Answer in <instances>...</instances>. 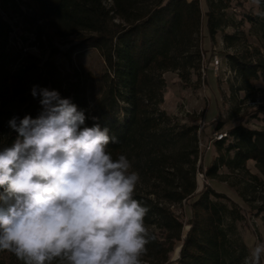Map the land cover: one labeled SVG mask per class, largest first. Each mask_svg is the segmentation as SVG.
Segmentation results:
<instances>
[{"label": "trees", "instance_id": "16d2710c", "mask_svg": "<svg viewBox=\"0 0 264 264\" xmlns=\"http://www.w3.org/2000/svg\"><path fill=\"white\" fill-rule=\"evenodd\" d=\"M3 1L8 0H0V148L17 137L8 126L10 119L36 118L42 111L32 88L57 91L84 111V126L109 128L119 139L109 145L113 157L126 155L140 175L134 198L149 209L145 223L154 237L143 264H245L249 249L236 233L235 224L242 221L238 207L209 186L197 192L196 174L223 179L221 170L247 172L252 162L264 178V129L231 127L226 138H212L216 155L209 166L197 167L199 127L193 116L180 122L161 109V75L176 72L186 83L191 73L198 74L205 24L212 44L222 36L237 90L246 98L264 97V87L254 86H264V2L255 16L245 13L236 22L230 9H243L252 0H9L33 37L35 52H23L12 41L14 27L4 17ZM244 23L250 25L248 34ZM248 36L255 46L248 44ZM89 51L102 60L97 77L84 71L81 59ZM254 113L264 115V103ZM222 128L218 121L214 133ZM250 178L255 183L248 182L247 189L264 185L256 176ZM177 244V259L170 262ZM0 264L22 262L0 252Z\"/></svg>", "mask_w": 264, "mask_h": 264}, {"label": "clouds", "instance_id": "9594fccd", "mask_svg": "<svg viewBox=\"0 0 264 264\" xmlns=\"http://www.w3.org/2000/svg\"><path fill=\"white\" fill-rule=\"evenodd\" d=\"M31 95L42 111L10 119L17 137L0 148V252L22 264H143L149 209L134 198L132 162L109 149L119 139L84 126V111L57 91L34 86ZM245 264H264V242Z\"/></svg>", "mask_w": 264, "mask_h": 264}, {"label": "rangeland", "instance_id": "374dc122", "mask_svg": "<svg viewBox=\"0 0 264 264\" xmlns=\"http://www.w3.org/2000/svg\"><path fill=\"white\" fill-rule=\"evenodd\" d=\"M18 2L19 4L22 2ZM202 8L206 9L205 3ZM4 17L9 21L14 31L11 35L14 43L18 42L23 48V52L34 51L30 45L33 37L26 31L27 26L22 23L21 17L17 15V8L12 1H3L2 8ZM235 21L244 16L245 13L255 16L258 13L257 7L252 1L243 3V9H230ZM250 25L244 23L242 30L248 34ZM202 33L199 36L200 45L204 58L198 74L191 73L189 82H182L176 72H165L161 75L164 82L163 102L161 109L170 116H175L180 122L188 123L187 116H193L196 125L199 127V160L197 167L205 170L215 157V149L208 143L211 142L214 134V127L219 121L222 125V132H226L231 127L243 125L248 129L263 130L264 115L255 114L257 107L264 103V97L257 94L254 98H246L245 93L238 91L239 83L235 75L230 71L225 60L222 36L217 35L212 44L207 36L205 24L202 26ZM227 34L233 30L226 29ZM22 35V39L20 38ZM248 44L255 46L257 42L252 36L247 38ZM231 52V50H229ZM217 55L221 60V66L217 73L212 70L211 57ZM84 71L93 77H97L103 69L102 60L95 51H89L81 59ZM255 87H264L261 82L254 83ZM91 89V91H90ZM88 99L91 100L93 88L90 87ZM253 98V99H252ZM255 105V106H254ZM91 104L88 105L90 110ZM208 146V147H207ZM247 172L229 173L221 170L223 179L206 180L201 171L196 174V191L199 192L203 186H209L218 193L227 196L236 207L242 217V221L235 224L236 233L242 242L250 250L257 242H264V185L253 189L250 185V176H256L258 182L264 184V178L255 168L252 162L247 163ZM223 181V182H221ZM255 183V181H253ZM234 209V204L227 203ZM180 244H177L170 254V262L177 259Z\"/></svg>", "mask_w": 264, "mask_h": 264}, {"label": "built area", "instance_id": "2783aa9c", "mask_svg": "<svg viewBox=\"0 0 264 264\" xmlns=\"http://www.w3.org/2000/svg\"><path fill=\"white\" fill-rule=\"evenodd\" d=\"M211 65H212V70L215 72V73H217L218 72V70H219V68H220V66H221V60L218 58V56L217 55H213L212 57H211ZM197 134H199V130H198V132H197ZM224 138H226V134L224 133V132H216V133H214L213 134V139H215L216 141H219V140H222V139H224ZM211 144V142L210 143H208V146ZM207 146V147H208ZM199 147H200V144H199Z\"/></svg>", "mask_w": 264, "mask_h": 264}]
</instances>
